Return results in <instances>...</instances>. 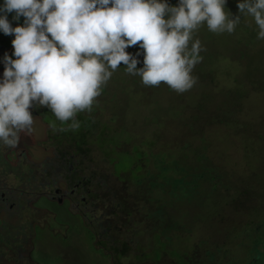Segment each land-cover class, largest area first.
Returning <instances> with one entry per match:
<instances>
[{"label": "rangeland", "instance_id": "rangeland-1", "mask_svg": "<svg viewBox=\"0 0 264 264\" xmlns=\"http://www.w3.org/2000/svg\"><path fill=\"white\" fill-rule=\"evenodd\" d=\"M240 2L242 0H227L225 11L239 15ZM167 3L179 6L180 0H167ZM9 22L15 28L13 19L10 18ZM259 31L251 15L241 14V22L231 34L227 31L213 33L204 22L193 31L189 41V50L196 40L204 49L200 53L202 59L191 73L196 79L191 89L177 93L165 83L146 86L140 76L128 73L126 65L121 63L109 81L102 85L101 94L95 98L91 109L78 112L83 121L88 118L100 124V134L89 131L88 127L87 133L74 137L69 132L54 129L55 133L68 137L65 149L77 154L73 160L81 165L85 163L78 176L84 178L92 173V179L100 182V192L109 196L108 201H115L111 190L113 163L128 167L138 157L139 149L144 153L142 167L150 172L155 171L154 156L165 150L175 158L184 157L182 165L190 172L199 173L202 167H196V154L201 152L202 164L219 172H215L219 183L216 193L219 194L202 197L204 207L194 206L197 225L192 230L195 235L191 241L208 238L209 244L202 249L205 252H216L220 248L218 244L226 251L231 250L228 256H215L217 259L210 264H224L230 260L236 261L234 264L251 263L252 259L248 258L258 257L253 255L252 246L236 245L234 235L240 233L242 225L250 227L253 222L264 230V186L261 191L255 187L253 195H249L245 202L235 198L246 185H264V39L257 38ZM0 35L1 47L12 43V37L3 31ZM126 52L140 61L138 69L144 67V54L136 56L138 52L143 53L139 44L127 48ZM13 53L12 59L15 60ZM4 71L5 67H0V82L4 79ZM51 121L55 127L59 126L54 124L56 121ZM38 124L40 122L36 127ZM60 124L69 128L67 121ZM37 128V134L43 132L40 125ZM25 136L21 138L20 135V145L26 147L30 156L38 154L37 157H42L44 152L30 145ZM78 138L81 147H70V141H78ZM148 139L156 143L150 147L144 145ZM37 141L48 145L46 139ZM186 143L189 146L184 149ZM53 173L48 172V176ZM130 175L135 174L131 171ZM170 178L189 180L188 176L178 172ZM211 184L209 193H212ZM89 186L90 183L86 184ZM61 189L65 194L68 192ZM43 202L57 215L43 227H35V246L30 245L31 252L24 253V264H111L105 248L92 242V228L86 227L82 218L71 214L66 205L52 203L47 198ZM246 203L254 207L253 212L244 214ZM101 205V198H97L98 214ZM199 216L201 224L198 223ZM194 245L191 244V249ZM175 257H178L177 253ZM116 262L129 264L130 259Z\"/></svg>", "mask_w": 264, "mask_h": 264}, {"label": "clouds", "instance_id": "clouds-1", "mask_svg": "<svg viewBox=\"0 0 264 264\" xmlns=\"http://www.w3.org/2000/svg\"><path fill=\"white\" fill-rule=\"evenodd\" d=\"M227 0H5L0 30L15 35L13 60L5 54L0 82V141L14 148L19 133L32 130L29 109L37 102L77 129L78 112L90 110L113 72L123 63L146 86L167 84L177 93L191 89L202 59L201 42L189 50L192 33L206 22L213 33H233L241 14L251 15L264 39V0H242L239 15L225 11ZM111 5V6H109ZM25 17L23 26L12 27ZM168 16V19L165 17ZM51 36V39L49 38ZM139 44L143 68L126 49ZM111 69V71L109 70ZM64 131L63 128L60 129Z\"/></svg>", "mask_w": 264, "mask_h": 264}, {"label": "trees", "instance_id": "trees-1", "mask_svg": "<svg viewBox=\"0 0 264 264\" xmlns=\"http://www.w3.org/2000/svg\"><path fill=\"white\" fill-rule=\"evenodd\" d=\"M78 122L79 127L74 132L79 133V136L87 133L88 127L89 131H96L99 134L101 132V129L99 130L101 125L93 123L88 118ZM69 130L72 129H66V131ZM155 143L156 141L149 139L143 142L149 147ZM188 146L189 144L186 143L183 148ZM142 156L144 153L139 149L138 157H135L128 167H118L117 162L113 163L114 171L111 175L114 178L111 190L115 201H108L109 196L100 192L101 185L98 180H96V186L90 190H95L92 194L85 193L81 187V197L86 199V203L81 205V211L89 212L83 221L86 227L92 228V242L97 247L105 248L106 256L111 257V264H117L116 261L121 262L123 258L130 259L129 264H210V261L216 260L218 256H228L231 250H224L221 244L217 245L220 248L216 252L203 251V247L209 244L208 238H197L194 240L198 241L196 245H194L196 242L191 241L194 234L192 230L197 225L196 210L193 212L194 206L204 207L202 197L207 194H219L216 193L219 188L218 176L215 175L216 169L202 164V153L197 152L196 167H202V169L199 173L190 172L182 165L184 157L178 159L173 154L169 155L167 151L162 150L154 156L155 171L150 172L148 168L142 167ZM146 161L150 162L149 159ZM84 165L85 163L82 164L83 169ZM176 168H178L177 171H175ZM131 171L135 175L131 176ZM142 171L146 174L141 173ZM176 172L188 176L189 180L170 178ZM89 176L84 184L92 182L94 185L93 179L90 180ZM210 184L212 193L208 191ZM259 184L260 186L246 185L241 188L240 194L235 198L245 202L249 195H253L255 187H259L257 191H261L264 185ZM129 189H132L131 193ZM97 198H101L102 201L100 214L97 210ZM94 201L96 206H93ZM253 208L246 203L244 214L253 212ZM199 220L198 223L201 224V216ZM239 230L240 233L237 236L234 235L236 245H244L247 248L252 246L253 255L258 256L255 259L248 258L252 259V262L248 260L247 262L263 264L264 230L262 227L259 228L257 223L253 222L250 227L242 225ZM191 244L195 246L192 249ZM176 253L178 257H175ZM235 262L230 260L224 264Z\"/></svg>", "mask_w": 264, "mask_h": 264}, {"label": "flooded vegetation", "instance_id": "flooded-vegetation-1", "mask_svg": "<svg viewBox=\"0 0 264 264\" xmlns=\"http://www.w3.org/2000/svg\"><path fill=\"white\" fill-rule=\"evenodd\" d=\"M4 3L0 0V6ZM14 14L15 12L11 13L10 18H13ZM14 22L17 27L18 21ZM8 48V56L12 58L13 44ZM29 111L33 115L32 130L20 132L19 137L21 135L23 138L28 134L25 136L28 143L41 149L43 156H30L26 147L20 145V139L14 148L7 147L0 141V264H24V253L31 252L28 249L30 245L35 246V227H43L45 223L55 219L57 213L43 202L45 198L52 203L66 205L71 214L84 220L89 212L81 211V205L86 203V199L81 197L80 189L82 187L85 193L92 194L95 190H90L97 182L93 179L94 185L90 182V186L86 187L84 181L87 177L78 176L82 165L73 160L77 154L74 155L72 151L65 149L68 137L62 136L61 133L69 132L74 137L79 136L74 132L75 129L66 131L69 128L60 124L62 121L56 118L51 109L39 106L37 102L33 103ZM75 119L82 120L78 113ZM51 120L56 121L54 124L59 126L55 127ZM37 122H40L38 125L43 129L39 134L36 132ZM71 123L72 121H67L68 125ZM61 128L64 129L61 133L54 132V129ZM37 139H46L48 145ZM77 140L70 141V147L80 148V139ZM51 171L54 173L48 176ZM89 179L92 180V177ZM61 187L68 192L65 194ZM93 206H96V201Z\"/></svg>", "mask_w": 264, "mask_h": 264}, {"label": "crops", "instance_id": "crops-1", "mask_svg": "<svg viewBox=\"0 0 264 264\" xmlns=\"http://www.w3.org/2000/svg\"><path fill=\"white\" fill-rule=\"evenodd\" d=\"M10 15H11V13L10 14H8V19H10ZM15 15V14H14ZM11 19H13L12 17H11ZM23 23H25V19L24 18H22V17H20V23H18V26H23ZM1 31L2 30H0V33H1ZM1 36V35H0ZM8 37H12L13 38V40H14V38H15V35L13 36V35H11V36H8ZM0 42H1V40H0ZM1 48V53H0V67H4V57H5V54H7V55H9L10 54V49L8 48V46H4V47H0Z\"/></svg>", "mask_w": 264, "mask_h": 264}, {"label": "built area", "instance_id": "built-area-1", "mask_svg": "<svg viewBox=\"0 0 264 264\" xmlns=\"http://www.w3.org/2000/svg\"><path fill=\"white\" fill-rule=\"evenodd\" d=\"M23 25H24V23H23Z\"/></svg>", "mask_w": 264, "mask_h": 264}]
</instances>
